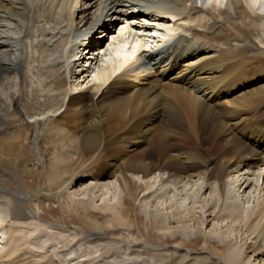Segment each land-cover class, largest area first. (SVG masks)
Masks as SVG:
<instances>
[{
    "label": "bare ground",
    "instance_id": "obj_1",
    "mask_svg": "<svg viewBox=\"0 0 264 264\" xmlns=\"http://www.w3.org/2000/svg\"><path fill=\"white\" fill-rule=\"evenodd\" d=\"M106 38L109 40L103 47ZM235 59L239 64L235 67V84L232 88L222 87L224 82L217 81L219 73L226 65L232 68ZM252 64L258 67L253 73ZM246 67L248 70L244 73ZM170 73L173 74L167 77ZM245 74L247 79L241 81ZM151 79L155 81L153 85H150ZM257 84L260 85L239 94L228 105L237 110L236 103L241 106L264 98V0H0V229L5 230L2 225L7 219L17 226H11L7 233L9 247L0 264H129L118 263L117 258L131 249V242H136L129 236L124 247L104 244L94 252L82 253L78 243H74L78 235L69 234L65 226L46 218L41 202L51 196L45 192L58 190L56 194L61 198L67 195L70 203L64 206L67 211L78 212L79 206L86 213V204H94L92 195L109 186L96 183L85 188L87 200L77 201L74 192H69L72 181L67 183L61 178L62 167L58 162L54 166L50 163L53 167L46 173L43 193L38 189L30 191L17 169L27 140L23 139V129L33 127L30 143L35 161L42 164L41 138L49 136L50 152L54 155L56 140L62 139L63 134L67 136L66 127L54 122L60 108L71 106L75 114H85L106 105L112 114L126 112L121 107L113 109L126 100L106 102L105 99L116 98L128 90L132 92L128 98L132 99V106L140 109V124L149 119L147 127L165 116L179 117L182 112L191 120L199 113L211 114L212 107L224 94L228 95L230 88L236 92ZM143 85L148 88H140ZM235 120L230 126L236 124L233 131L237 136L227 140V149L222 148V152L220 144L214 141L213 148L221 152L214 172L208 163L198 164L186 156L179 164L146 163L142 158L134 164L126 161L116 165L113 171L104 167L105 171L95 177L98 181L119 175L117 202L111 205L104 201L103 212L113 216L105 226L111 228L116 222L122 228H130L137 219L135 201L139 193L144 194L143 202L148 204L171 193L177 195L181 185L197 178L201 180L197 194L208 190L212 197L202 200L204 212L199 216L184 206L190 222L202 226L209 219L235 221L254 240L249 245L230 241L222 252L217 249H222L221 239H216L217 246H213L215 239L197 230L198 236H191H195V244L202 240L201 249L211 254L197 262L243 264V257L249 256L257 264H264V117L256 125ZM213 123L219 125L216 121ZM91 126L84 136L86 146L96 141ZM139 143H130V151ZM6 148L13 152L7 153ZM173 157L169 153L165 161H174ZM128 171L140 174L146 182L132 181L126 176ZM228 176L233 180L227 181ZM252 188L262 193L261 198L255 199L252 206L244 207L239 191L244 195ZM186 198L192 200L190 196ZM32 204L40 210L39 214L32 209ZM168 207L173 209L165 215L145 208L142 211L161 229L168 228L172 222L183 223L179 210ZM127 210L131 218L125 220L123 214ZM85 218L95 232L80 239L83 248L87 245L84 240L102 236L103 230L98 222ZM42 221L54 227H44ZM48 229L54 232L47 233ZM19 233H23L21 238ZM179 234L185 240L190 235L183 231ZM181 245L175 248L182 250ZM189 262L186 254L176 264Z\"/></svg>",
    "mask_w": 264,
    "mask_h": 264
},
{
    "label": "rangeland",
    "instance_id": "obj_2",
    "mask_svg": "<svg viewBox=\"0 0 264 264\" xmlns=\"http://www.w3.org/2000/svg\"><path fill=\"white\" fill-rule=\"evenodd\" d=\"M117 26H120V24H117ZM118 28L119 27L114 29L115 34ZM108 40L109 39L107 38L106 41L105 39L104 41L102 39L103 47H106ZM232 65L234 66H232V68L228 65L224 66L219 73L220 78L217 79V81L218 84L219 81H221L220 84L224 82L223 84L225 86L222 85V87L228 88L230 86L232 88V85L235 84V69L239 66L238 60L235 59ZM257 68V64H252L250 71L253 73L255 70H257ZM246 70H248L247 67L244 69V73H246ZM172 74L173 73L168 74L167 77H170ZM227 75L231 76L228 77ZM230 77L231 79L229 80ZM242 77L243 78L241 81L247 79L246 74ZM150 81L152 82L150 85H153L155 82L153 79ZM258 85L260 84L249 86V88H246L245 90H238L236 92L232 91L230 88L228 95L225 96L224 94L217 105L213 106L214 108L212 107L211 110L213 113L211 114L203 115L202 113H199L197 118L191 120L188 115H186L187 113L182 112L179 117L165 116V118L161 121L153 122L152 125L147 127L146 124L149 119H144L140 124L141 118L138 117L140 109L132 106V99H128L132 92L128 90H124L123 93L118 95L116 98H113L112 96L111 98L106 97L105 99L106 102L109 100H112L113 102L121 99L126 100L127 104L125 102L119 103V106L117 105L115 106L116 108H113L119 109V107H121L122 109H126V112L123 110V112H118V114H112L106 109V105L95 108L92 113L89 111L85 114H75L72 112L73 110L70 108L71 106L67 109L64 107L60 108V115L54 122H58L60 126L62 125L61 127L64 126L63 128L66 127L65 129L67 133L65 134H67V136L63 134V136H61L62 139L56 140L54 155H51L50 152L52 147L48 143L50 140L49 136L45 135L43 138H41L39 153H41L40 155L43 158L41 160L42 164L35 161L36 158L33 154V149L30 143V136L33 132L32 130H34L33 127H26L22 130L23 139H27L28 141L26 140L25 142L26 145L23 148V153L21 154L18 162L17 169L19 176L23 177V180L29 185L28 189L30 191H35V189H38L40 193H43V185L46 181L45 178L48 177L47 174L49 171H51L50 169L59 162L60 166L62 167L61 178H63L67 183L72 181V187L70 188L69 192H74V196L76 197L77 201L80 199L82 201L87 200V196L85 197L84 191H86L87 188H90V186L92 187L96 183L103 186L107 183L106 186H109L108 189L104 188L102 191L95 193V196L92 195L94 204H86V213L84 212L85 208L81 209L77 204L75 205L78 206L76 210L78 212L67 211L64 208L66 204L70 206L67 195L61 198L59 194H56L58 190H52L51 192L44 193L47 196H51L49 200H44L41 202L42 208L46 209H44L46 212V218L57 225L65 226L69 234L78 235L74 239V243H78L79 249L82 253H88L91 250L94 252V250L99 249L100 246L104 244L124 247L126 246L125 243L127 242V238L129 239V236H131L136 240V242H131L129 245L131 246V249L127 253L124 251L125 255L122 254L121 257L117 258L118 263L119 261H127L129 264H137L140 262H146L150 264H176L179 262L181 257H184L186 254H188V260H190L189 264H199L197 262L199 259L211 257V254H209L210 252H207L205 249H201L202 240L200 243L195 244L193 239L195 236H198L196 233L197 230H200L204 235L208 234L212 236L215 239L212 241L213 246H217L216 239H221L224 244L222 245V249H217L222 252L225 251L226 243L230 241H240V243H246L249 245L251 242H254V240L252 237L248 236L247 232L245 233L244 229L240 227L238 222L229 221L226 219L219 221L209 219L207 223L202 226H197L190 222L191 217L185 210L184 206L187 205L188 207L192 208L196 214L195 216H199V214L204 212V209L201 208L202 200L207 201L212 197L208 190L202 192V195L197 194V188L201 182V180L197 178L193 179L190 184L184 183L181 185L176 191L177 195L171 193L166 197L156 199L153 202H149L148 204L143 202L144 194L139 193L135 201V213L137 218L135 219V223H133L130 228H122L116 224V222H113V226L111 228H107L105 225H107L108 221L110 218L112 219L113 216L110 215L109 212H103V209L105 208L104 201H109V204L111 205L117 202L119 196V175L116 173L113 177L109 176L110 178L106 177L101 181H98L96 178L98 175H100V173H102V171H105V169H108L107 171H110V169L113 171L118 165L125 163L126 161L128 163L134 164L137 159L140 160L142 158V161L146 163L153 161L155 163L164 162L166 165H170L177 163L179 164V161H181L182 157L186 156L187 158L189 157L192 160L198 161V164L208 163L210 169L214 172V168L219 165L221 152H219L218 149H214L213 144L215 142L219 143V150H222V152L227 149V140L236 135L234 133L236 124L230 126L233 119H236L235 122L240 120V122L243 124L251 123L256 125V123L264 117V98H260L261 101L259 98H256L257 100L253 99L258 105L256 102H251L253 100L249 101L251 104L244 103V106H240V104L236 103L239 105L237 110L233 107L231 108V106L228 105V102L231 101V99L233 100L236 97H240L239 94L257 87ZM140 88L144 89L148 87L143 85ZM253 109L254 111H252ZM238 113H240V115ZM247 116L250 117V120ZM254 116L258 117L256 118ZM242 118L245 120L243 121ZM83 121L85 123H83ZM215 121L219 123L218 126L213 123ZM89 125H92V135L95 137L96 141L92 145L86 146L84 136L85 133L87 134L90 131ZM136 141L140 142L138 144L139 146H137L134 151H130V143ZM15 146H17L16 149L19 148V145ZM6 149L7 153H11L13 150L15 151L14 147H12L13 150L10 149L9 152L8 148ZM169 153L174 155V161H165ZM50 163L53 166H51ZM47 164L51 167H48ZM114 164L115 166H113ZM104 167L105 169H103ZM42 175H44V177ZM126 176L139 184H144L146 182V179L141 178V175H138L136 172L131 173V171H128ZM96 180L98 182H96ZM226 180H233V177L228 176ZM258 183L260 184L261 181ZM61 184L63 185V183ZM241 191L242 190L239 191V197H241V204L244 207L252 206L254 200L261 198L262 195V193L258 194L256 188L247 189L244 195L241 194ZM121 196H123L121 198H124L125 195L122 194ZM186 196H190L192 200H188ZM191 202H193V204ZM169 205L172 207L174 206V208L176 207L179 210L180 218L184 221L183 223L176 224L172 222L168 228L161 229L157 227V223L152 217L147 219V216H145L144 212L142 211L145 208L146 210L156 212L157 215H165L166 213L170 214L173 208H169ZM31 206L36 213H40V210L37 209V207H35L33 204ZM86 216L90 217L93 221H96L101 226H103V230L101 232L102 236H93L88 238L89 241L84 240L87 245L86 248H83L80 246V239L82 237L88 236V234L91 232H95L92 227H89L86 224ZM123 218L125 220L131 218V214L128 212V210L126 212L124 211ZM7 222L8 219L6 220V223ZM42 222L44 227H54L44 221ZM5 224L2 226L5 227V230L7 231H1L0 229V258L9 247L7 233L10 232L11 226H13V228L17 227L16 225H11L10 222H8L6 225ZM229 227L230 229H228ZM76 229L78 230L75 231ZM180 231L190 234L188 240H185L183 236H180ZM48 232L54 231L52 229H48L47 233ZM22 234L23 233H19L20 236L18 234L17 235L21 238ZM17 235L16 238H18ZM192 235L195 236L191 237ZM93 245L94 247H92ZM179 245H181L183 248L182 250L175 248ZM187 250L188 253L185 252ZM98 255L99 253H97L95 256ZM242 262L243 264H257V261H253V259L249 258V256H244Z\"/></svg>",
    "mask_w": 264,
    "mask_h": 264
}]
</instances>
